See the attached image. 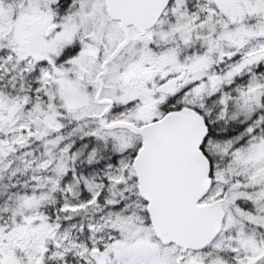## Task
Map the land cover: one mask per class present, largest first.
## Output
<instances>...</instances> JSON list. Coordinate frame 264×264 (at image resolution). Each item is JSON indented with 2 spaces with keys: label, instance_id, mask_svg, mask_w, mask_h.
Here are the masks:
<instances>
[{
  "label": "snow or ice",
  "instance_id": "6c2138e0",
  "mask_svg": "<svg viewBox=\"0 0 264 264\" xmlns=\"http://www.w3.org/2000/svg\"><path fill=\"white\" fill-rule=\"evenodd\" d=\"M0 264H264V0H0Z\"/></svg>",
  "mask_w": 264,
  "mask_h": 264
}]
</instances>
